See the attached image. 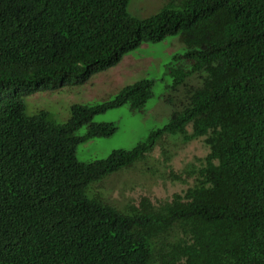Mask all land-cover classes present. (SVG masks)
I'll list each match as a JSON object with an SVG mask.
<instances>
[{
  "label": "trees",
  "instance_id": "16d2710c",
  "mask_svg": "<svg viewBox=\"0 0 264 264\" xmlns=\"http://www.w3.org/2000/svg\"><path fill=\"white\" fill-rule=\"evenodd\" d=\"M130 1L0 0V264H264V0H165L144 19ZM174 35L185 52L166 66L169 120L132 149L76 158L116 131L92 118L143 110L152 80L72 105L63 124L25 113L26 96L84 84ZM198 139L208 153L174 177L192 183L170 200L120 209L88 195L166 140Z\"/></svg>",
  "mask_w": 264,
  "mask_h": 264
},
{
  "label": "rangeland",
  "instance_id": "374dc122",
  "mask_svg": "<svg viewBox=\"0 0 264 264\" xmlns=\"http://www.w3.org/2000/svg\"><path fill=\"white\" fill-rule=\"evenodd\" d=\"M165 0H131L127 11L130 16L144 19L155 14ZM184 46L179 37L168 36L157 43L143 44L126 55L118 65L98 73L84 84L68 83L52 90L39 91L24 98L25 113L33 116L43 111L57 124L65 123L70 116V108L75 104L92 105L112 99L124 86L140 79L153 81V96L141 111L119 107L95 115L93 123H113L115 133L106 138H94L76 146V158L80 162H91L106 158L113 150H130L143 141L150 131L161 128L169 120L171 109L161 97L171 84L166 66L172 56L182 55ZM190 130V129H188ZM86 126L76 130L82 136ZM164 146L156 147L145 163L109 175L101 182L89 187L88 195L93 194L120 209L127 203L137 204L141 197H147L154 204L170 200L173 194L181 193L191 185L175 179L181 176L188 166L197 167V159L208 153L203 139L181 145L166 140ZM172 155L168 164L162 152Z\"/></svg>",
  "mask_w": 264,
  "mask_h": 264
}]
</instances>
